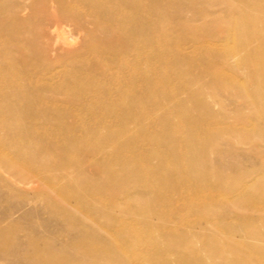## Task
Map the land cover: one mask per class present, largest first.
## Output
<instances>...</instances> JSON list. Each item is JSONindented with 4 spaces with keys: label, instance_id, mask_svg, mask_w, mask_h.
<instances>
[{
    "label": "rangeland",
    "instance_id": "1",
    "mask_svg": "<svg viewBox=\"0 0 264 264\" xmlns=\"http://www.w3.org/2000/svg\"><path fill=\"white\" fill-rule=\"evenodd\" d=\"M27 2L39 5L38 0ZM22 3L0 0V45L5 44L3 53L11 57L13 70L28 81L24 95L12 97L19 110L0 111V155L38 177L29 186L15 187L16 239L57 257L66 255L62 246L90 236L142 243L152 239L158 242L157 255L168 253L173 264L264 261L263 254L246 255L251 234L264 230V126L253 117L254 106L233 94L229 84L250 87L253 82L243 72L224 68L222 55L192 48V41L179 45L200 29L184 21L185 28L176 24L178 12L194 13L184 0L166 2L158 10V22L173 27L172 36L158 32V41L168 45L156 64L161 101L153 111L135 116L127 130L122 107L111 112L75 108L73 97L60 93L55 97L61 108L45 112L40 107L37 96L45 99L50 93L42 92V76L30 81L28 69L42 70V56L30 46L42 12L17 13ZM15 16L26 21L24 26H12ZM217 19L230 23L225 14ZM215 44L231 47L225 39ZM233 55L231 62L240 64L246 52L236 49ZM216 72L226 81L216 78ZM28 98L33 110L26 109ZM16 116L22 121L16 123ZM8 122L9 129L4 127ZM170 124L177 126L178 138L168 135ZM8 130L21 136L14 140ZM26 151L30 154L22 156ZM126 176L132 184L120 188ZM82 214L105 232L91 229ZM141 215L150 217L147 223Z\"/></svg>",
    "mask_w": 264,
    "mask_h": 264
},
{
    "label": "bare ground",
    "instance_id": "2",
    "mask_svg": "<svg viewBox=\"0 0 264 264\" xmlns=\"http://www.w3.org/2000/svg\"><path fill=\"white\" fill-rule=\"evenodd\" d=\"M166 2L173 4L178 0H38L37 7L23 0L17 13L35 10L36 15L42 12L30 42L34 51L42 56V70L28 69L30 81L42 76V92L50 93L45 99L37 96L40 107L45 112L61 108L62 104L55 97L59 93L72 96L74 101L71 105L75 108L90 110L101 107L111 112L122 107L126 109L121 118L124 130L138 114L153 111L161 101L156 64L159 55L164 56L168 48L166 42L158 41V32L161 29L160 32L167 37L173 33V27L158 22V10ZM184 2L194 13L187 15L184 11L178 12L176 24L183 28L187 25L182 21L194 24L204 33L196 30L197 34L186 36L179 41V45L192 41V48L199 47L222 55L224 68L251 77L253 84L250 87L230 81L232 91L229 92L239 94L242 100L251 103L254 106L253 117L260 119L264 126V0ZM219 14L229 17L228 26L217 22ZM25 23L15 16L12 26L20 28ZM237 30H241V33L235 34ZM232 32L234 34L231 35ZM224 39L227 44L231 43L230 49L215 44ZM38 41L40 48L36 46ZM71 41L75 42L72 44ZM4 45H0V111L19 110L18 102H12V97H22L28 81L13 70L11 57L3 53ZM236 49L246 52L240 64L231 62V59H235L233 52ZM24 51L19 50L25 57ZM215 76L225 80L220 72H216ZM26 101V109L33 110L31 99ZM200 103L204 107L210 106L206 100H200ZM214 105H217L215 101ZM18 120L22 121L16 116V123ZM11 121L14 122L13 118ZM4 127L9 129V122ZM171 127L170 124L166 130L168 135L178 138L177 126ZM8 135L16 140L21 133L8 130ZM20 153L22 156L30 154L29 151ZM129 164L132 165L131 161ZM36 178L31 170L20 168L7 156L0 155V264H173L168 253L157 255L158 242L152 239H144L145 243H142L89 236L67 247L60 245L63 247L61 252L66 254L60 257L53 255V252L43 255L36 247H25L22 241L16 239L12 200L17 185L29 186ZM132 181L126 176L120 179L119 186L127 187ZM250 185L241 184L243 187ZM141 216L146 223L150 219L146 215ZM82 217L94 231L105 232L90 215L82 214ZM250 240L246 255L249 258L264 255V230L254 231ZM226 247L229 248L228 245ZM259 264H264V261L260 260Z\"/></svg>",
    "mask_w": 264,
    "mask_h": 264
}]
</instances>
